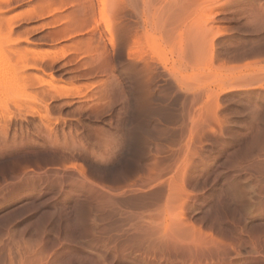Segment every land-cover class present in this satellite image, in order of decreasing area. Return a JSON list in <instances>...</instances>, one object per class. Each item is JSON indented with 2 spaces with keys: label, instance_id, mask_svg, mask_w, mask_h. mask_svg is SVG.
I'll list each match as a JSON object with an SVG mask.
<instances>
[{
  "label": "rangeland",
  "instance_id": "1",
  "mask_svg": "<svg viewBox=\"0 0 264 264\" xmlns=\"http://www.w3.org/2000/svg\"><path fill=\"white\" fill-rule=\"evenodd\" d=\"M0 57V264H264V0H5Z\"/></svg>",
  "mask_w": 264,
  "mask_h": 264
},
{
  "label": "bare ground",
  "instance_id": "2",
  "mask_svg": "<svg viewBox=\"0 0 264 264\" xmlns=\"http://www.w3.org/2000/svg\"><path fill=\"white\" fill-rule=\"evenodd\" d=\"M3 1H5V0H0V2H3ZM119 2H120V1H119ZM104 21H105V22H108L105 18H104ZM105 25H107V24H105ZM105 27H106L105 29H106L107 31H109L110 28L108 27V25L105 26ZM2 57H3V56H2ZM2 57H0V58L2 59ZM3 60H4V59H3ZM60 91H61V90H60ZM64 91H65V90H64ZM64 91H62V92H64ZM55 92H56V91H55ZM65 93H68V92H64V95H67V94H65ZM68 94H71V93H68ZM62 95H63V93H62ZM72 95H73V94H72ZM67 96H69V95H67ZM59 98H60V97H59Z\"/></svg>",
  "mask_w": 264,
  "mask_h": 264
}]
</instances>
